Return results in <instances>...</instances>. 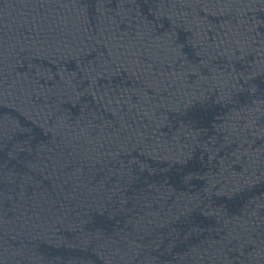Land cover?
<instances>
[{"label": "water", "instance_id": "1", "mask_svg": "<svg viewBox=\"0 0 264 264\" xmlns=\"http://www.w3.org/2000/svg\"><path fill=\"white\" fill-rule=\"evenodd\" d=\"M0 264H264V0H0Z\"/></svg>", "mask_w": 264, "mask_h": 264}]
</instances>
